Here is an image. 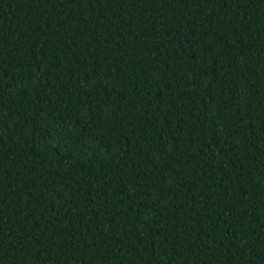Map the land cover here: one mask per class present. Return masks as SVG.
<instances>
[{"label":"trees","instance_id":"1","mask_svg":"<svg viewBox=\"0 0 264 264\" xmlns=\"http://www.w3.org/2000/svg\"><path fill=\"white\" fill-rule=\"evenodd\" d=\"M0 264H264V0H0Z\"/></svg>","mask_w":264,"mask_h":264}]
</instances>
